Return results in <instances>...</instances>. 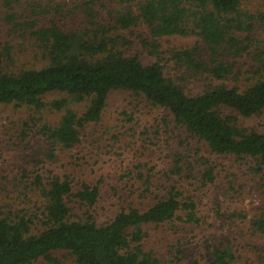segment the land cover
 Segmentation results:
<instances>
[{
  "label": "trees",
  "instance_id": "obj_1",
  "mask_svg": "<svg viewBox=\"0 0 264 264\" xmlns=\"http://www.w3.org/2000/svg\"><path fill=\"white\" fill-rule=\"evenodd\" d=\"M138 26L147 29L141 45L151 62L130 52L127 34ZM190 37L192 47L161 51V40ZM119 91L162 110L165 129L182 133L162 172L141 161L121 177L127 197L110 187L120 203L99 223L104 181L78 176L69 156L73 169L45 165L57 151L79 148L85 127L101 121ZM57 93L64 97L45 102ZM9 105L32 112L18 140L36 133L50 148L43 166L0 187V264H179L185 236L193 241L213 226L202 213L207 200L223 219L219 231H247L237 245L229 236L208 244L204 264H235L240 246L259 253L243 243L264 240V208L250 216L244 187L229 176L219 182V166L184 143L246 161L264 181V129L241 122L264 115V0H0V107ZM45 112L59 117L44 122ZM154 233L173 240L165 252L154 248Z\"/></svg>",
  "mask_w": 264,
  "mask_h": 264
},
{
  "label": "rangeland",
  "instance_id": "obj_2",
  "mask_svg": "<svg viewBox=\"0 0 264 264\" xmlns=\"http://www.w3.org/2000/svg\"><path fill=\"white\" fill-rule=\"evenodd\" d=\"M61 2L62 0H58ZM128 37L135 43L132 45L130 52L139 54L145 62H151L153 59L148 56L141 45L142 38L147 35V29L144 26L134 28L129 32ZM196 41L193 37L190 38H167L161 40V51L175 50L180 47H192ZM191 80H188V82ZM64 97L62 94H50L44 98L45 102H51L54 99ZM82 110V109H81ZM163 114V115H162ZM32 112L25 108H16L14 105L0 107V187H3L7 176L14 183V176L23 170H33L43 166L45 154L49 150V143L40 135L32 133L26 138L25 142L19 141L22 124L27 119L31 118ZM40 115V114H38ZM44 118V122H56L59 115L50 112H45L40 115ZM165 115L161 110L152 109L146 103L128 92H114L110 95L108 105L104 111L103 117L98 123H91L85 127L83 136V144L72 152L57 151L55 163H46L47 170H53L59 173L73 169L74 166L68 165L67 157H72L75 161L74 165L81 167L78 176H84L86 179L103 180L106 190L103 193V199L100 202L96 219L99 223L110 219L116 209L112 206L113 203H120L119 198L115 196L110 187H117L119 195L127 197V180H122V175L134 168L141 161L148 167L156 166L155 173L162 172L167 165V150L175 148L179 150L180 130L172 125L170 129H165ZM249 128L258 130L264 129V115L255 117L251 120L241 119ZM168 130H171L167 132ZM186 138V136L184 135ZM189 141V140H188ZM185 142L189 145L187 152L194 154L199 149V155L205 156L215 162L220 170L219 182L227 183V176L238 186L242 185L246 190L248 208H254L250 216L260 213L264 208V181L255 177L249 171V164L246 161H237L235 158H225L216 155H211L208 149L199 145L198 140H190ZM19 144V145H18ZM78 159V160H77ZM49 162V161H48ZM157 178H160L158 175ZM10 183V185H12ZM132 183L128 184L129 186ZM12 190V189H10ZM223 192V186L212 190V194L220 196ZM231 194L228 196L230 198ZM245 202V201H244ZM242 203V202H238ZM223 204V203H221ZM238 205V206H242ZM213 201L207 200L202 205V213L207 219V223L212 224L205 228V234L202 230H196L194 240L191 241L192 233L185 236L182 241L184 256L179 264H204L206 261L203 256L206 255V246L213 245L217 242L229 239H238L232 241L234 245L241 243L243 232L242 227L234 226L233 228L223 226L221 231L218 230L223 222V219L217 217L212 212ZM224 208L227 206L224 205ZM231 209V207H229ZM234 230V233H232ZM247 231V230H246ZM160 233V232H158ZM235 234V236H233ZM168 236V234H166ZM163 238V239H162ZM247 241H251L250 237H246ZM245 238V239H246ZM244 239V240H245ZM173 240L169 242L172 244ZM154 248L165 252L164 248H168L164 237L154 233L152 237ZM247 247H260L259 253L253 250L251 253L247 248L239 247L237 253V261L235 264H264L259 257L264 256V240L254 238L252 242H244ZM160 248H159V247ZM167 250V249H166ZM235 250V246H234ZM240 251V252H239ZM64 256V253H59ZM261 256V257H263ZM208 258H206L207 260ZM38 262L35 264H42Z\"/></svg>",
  "mask_w": 264,
  "mask_h": 264
}]
</instances>
